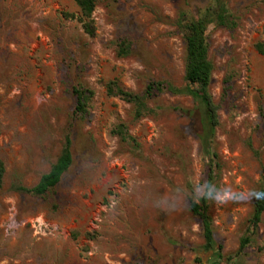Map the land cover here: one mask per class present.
Instances as JSON below:
<instances>
[{
	"label": "rangeland",
	"instance_id": "374dc122",
	"mask_svg": "<svg viewBox=\"0 0 264 264\" xmlns=\"http://www.w3.org/2000/svg\"><path fill=\"white\" fill-rule=\"evenodd\" d=\"M211 1L96 0L90 35L75 0H0V264H200L186 184L202 194L206 166L190 120L172 109L192 107V98L155 95L136 117L135 104L109 96L106 84L136 93L151 80L184 85L176 23ZM225 2L235 24H212L207 37L219 106L209 212L226 256L238 249L255 198L233 197L257 192L264 169V55L255 47L264 0ZM123 43L129 53L119 55ZM76 86L94 92L84 114H75ZM67 134L73 163L58 185L45 196L16 191L49 170ZM234 264H264V213Z\"/></svg>",
	"mask_w": 264,
	"mask_h": 264
},
{
	"label": "trees",
	"instance_id": "16d2710c",
	"mask_svg": "<svg viewBox=\"0 0 264 264\" xmlns=\"http://www.w3.org/2000/svg\"><path fill=\"white\" fill-rule=\"evenodd\" d=\"M75 3L79 8L80 20L85 32L90 35L94 34L95 24L92 15L96 0H75ZM212 24L224 27H231L235 24L225 0H212L197 17L189 16L187 12H181L179 15L176 30L182 36L185 45L184 85L175 86L167 80H151L146 84L142 93H136L124 90L116 81L111 80L106 84V92L109 96H117L127 102L134 103L137 108L136 117L141 116L142 111H148L147 101L155 95L169 93L187 95L192 98V107L173 106L172 109L190 120L189 130L199 142L201 156L206 166L204 192L202 194L195 193L194 185L191 182L186 184L188 210L200 222L203 239V243L194 247L193 251L196 254V261L200 264H234L236 257L244 253L258 234L264 213V199L254 198L248 225L239 240L238 249L225 256L222 245L215 240L212 217L209 212L210 191L215 183L218 167L213 140L219 125V106L214 102L209 89L214 64L209 56L207 30ZM255 47L260 54L264 55V40L258 42ZM128 53V45L121 44L119 55ZM72 92L76 103L75 114H84L94 92L82 86L73 87ZM115 132L126 135L120 128H117ZM71 146L72 140L67 134L55 161L48 171L41 174L38 182L32 187L15 184L14 189L21 193L45 196L58 185L63 175L71 167L73 163ZM4 174L5 165L0 158V190L3 186ZM260 192H264V169L257 190V193ZM200 252L206 254V262L203 261Z\"/></svg>",
	"mask_w": 264,
	"mask_h": 264
},
{
	"label": "clouds",
	"instance_id": "9594fccd",
	"mask_svg": "<svg viewBox=\"0 0 264 264\" xmlns=\"http://www.w3.org/2000/svg\"><path fill=\"white\" fill-rule=\"evenodd\" d=\"M249 195L251 196H255L256 199H264V192H260V193H257V192H251V193H238V194H235V196L233 198L235 199H247L249 198ZM225 201H218V203H223Z\"/></svg>",
	"mask_w": 264,
	"mask_h": 264
}]
</instances>
